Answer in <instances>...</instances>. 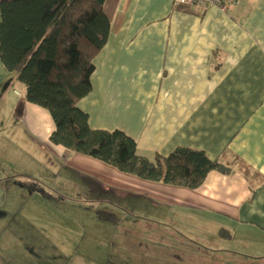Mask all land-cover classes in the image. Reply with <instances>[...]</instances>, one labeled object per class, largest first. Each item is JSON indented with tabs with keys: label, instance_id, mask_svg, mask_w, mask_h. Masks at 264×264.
Wrapping results in <instances>:
<instances>
[{
	"label": "crops",
	"instance_id": "obj_1",
	"mask_svg": "<svg viewBox=\"0 0 264 264\" xmlns=\"http://www.w3.org/2000/svg\"><path fill=\"white\" fill-rule=\"evenodd\" d=\"M105 6L107 41L78 103L89 126L123 131L150 159L202 150L229 172L190 189L70 152L49 141L48 111L19 83L16 113L42 146L18 151L33 174L0 167V264H264V0L226 12L172 0Z\"/></svg>",
	"mask_w": 264,
	"mask_h": 264
},
{
	"label": "trees",
	"instance_id": "obj_2",
	"mask_svg": "<svg viewBox=\"0 0 264 264\" xmlns=\"http://www.w3.org/2000/svg\"><path fill=\"white\" fill-rule=\"evenodd\" d=\"M107 2L0 0V62L16 74L25 100L48 111L54 124L49 141L121 172L190 189L199 187L212 170L228 173L227 166L202 150L178 146L150 159L123 131L89 126L78 103L91 91L93 59L107 41ZM97 215L116 220L102 210Z\"/></svg>",
	"mask_w": 264,
	"mask_h": 264
},
{
	"label": "rangeland",
	"instance_id": "obj_3",
	"mask_svg": "<svg viewBox=\"0 0 264 264\" xmlns=\"http://www.w3.org/2000/svg\"><path fill=\"white\" fill-rule=\"evenodd\" d=\"M14 76L15 73L4 70L0 62V167L5 168L6 172L29 170L27 172L30 174L32 172L33 174L34 171L32 170L36 163L25 161L21 155H18V151L25 157L30 156L39 152L42 142L28 132L27 127L16 113L17 97L14 95L13 89H17L20 84L15 80ZM9 153L10 155L11 153H16V156L10 157ZM29 164H32V166L30 167ZM2 187L6 192L5 186L3 185ZM36 196L39 195L36 194ZM64 212L72 214L74 218L78 217L80 224L90 222L89 217H86L83 212L75 213V211H70L69 208H64ZM70 214L67 215L71 217ZM97 218H99L98 215Z\"/></svg>",
	"mask_w": 264,
	"mask_h": 264
},
{
	"label": "built area",
	"instance_id": "obj_4",
	"mask_svg": "<svg viewBox=\"0 0 264 264\" xmlns=\"http://www.w3.org/2000/svg\"><path fill=\"white\" fill-rule=\"evenodd\" d=\"M241 0H172L175 7L186 8H205L207 6H216L221 11L226 12L230 6L236 5Z\"/></svg>",
	"mask_w": 264,
	"mask_h": 264
}]
</instances>
